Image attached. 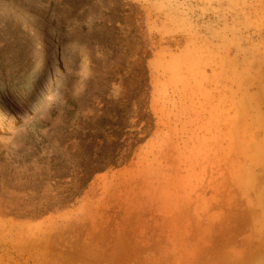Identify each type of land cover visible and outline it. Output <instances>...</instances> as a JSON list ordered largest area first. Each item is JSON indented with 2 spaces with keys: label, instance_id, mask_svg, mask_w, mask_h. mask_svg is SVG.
<instances>
[{
  "label": "rangeland",
  "instance_id": "1",
  "mask_svg": "<svg viewBox=\"0 0 264 264\" xmlns=\"http://www.w3.org/2000/svg\"><path fill=\"white\" fill-rule=\"evenodd\" d=\"M0 264H264V0H0Z\"/></svg>",
  "mask_w": 264,
  "mask_h": 264
},
{
  "label": "bare ground",
  "instance_id": "2",
  "mask_svg": "<svg viewBox=\"0 0 264 264\" xmlns=\"http://www.w3.org/2000/svg\"><path fill=\"white\" fill-rule=\"evenodd\" d=\"M47 57V56H46Z\"/></svg>",
  "mask_w": 264,
  "mask_h": 264
}]
</instances>
